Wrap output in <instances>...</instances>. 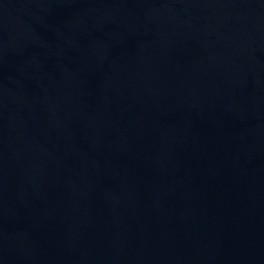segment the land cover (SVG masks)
Listing matches in <instances>:
<instances>
[{
  "label": "water",
  "instance_id": "water-1",
  "mask_svg": "<svg viewBox=\"0 0 264 264\" xmlns=\"http://www.w3.org/2000/svg\"><path fill=\"white\" fill-rule=\"evenodd\" d=\"M0 264H264V0H0Z\"/></svg>",
  "mask_w": 264,
  "mask_h": 264
}]
</instances>
